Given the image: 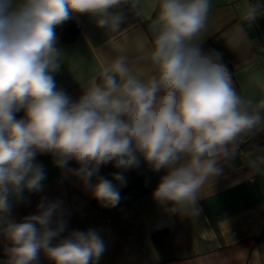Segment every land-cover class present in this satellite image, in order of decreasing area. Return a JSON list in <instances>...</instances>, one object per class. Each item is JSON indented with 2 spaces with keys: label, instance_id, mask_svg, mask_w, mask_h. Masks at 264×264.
<instances>
[{
  "label": "clouds",
  "instance_id": "1",
  "mask_svg": "<svg viewBox=\"0 0 264 264\" xmlns=\"http://www.w3.org/2000/svg\"><path fill=\"white\" fill-rule=\"evenodd\" d=\"M128 3L0 0V237L9 245L0 264H38L41 255L51 264H99L106 250L98 230H68L58 200L42 199L19 222L12 216L25 193L43 190L47 173L38 156H50L109 208L122 200L125 173L143 163L164 173L154 201L172 212L197 211L205 185L235 155L237 139L264 121V100L243 98L221 55L201 47L211 0H158L146 79L119 56L78 100L58 88L57 26L87 15L98 28L118 31L125 19L120 6ZM262 14L264 5L248 4L245 18L250 23ZM251 80L264 90V75ZM109 165L116 169L110 178L100 175Z\"/></svg>",
  "mask_w": 264,
  "mask_h": 264
},
{
  "label": "crops",
  "instance_id": "2",
  "mask_svg": "<svg viewBox=\"0 0 264 264\" xmlns=\"http://www.w3.org/2000/svg\"><path fill=\"white\" fill-rule=\"evenodd\" d=\"M257 3L264 5V0H211L201 37L202 49L221 55L239 94L256 105L264 100V90L251 80L256 73L264 75V14L249 23L245 12L248 4ZM119 10L125 19L118 31L98 28L87 15H74L68 21L77 23L75 38L63 42L57 35L63 53L55 80L73 101L94 80L99 82L102 69L119 56L127 58L137 78L151 74L158 0H129ZM247 25L253 26V37ZM22 116L23 112L16 113L17 118ZM37 161L47 173L43 190L25 193L12 216L19 222L35 214L42 199L60 201L69 231H99L106 245L99 264H264V121L237 139L235 155L222 162L221 175L205 185L197 211L181 207L172 212L171 205L154 201L152 192L164 173H153L143 163L125 173L122 200L109 208L102 207L76 177L57 168L50 156H38ZM69 167L77 165L70 162ZM114 171L105 166L100 175L110 178ZM129 175L136 177L134 184ZM7 246L0 237V261L6 259ZM38 264L51 261L41 255Z\"/></svg>",
  "mask_w": 264,
  "mask_h": 264
},
{
  "label": "trees",
  "instance_id": "3",
  "mask_svg": "<svg viewBox=\"0 0 264 264\" xmlns=\"http://www.w3.org/2000/svg\"><path fill=\"white\" fill-rule=\"evenodd\" d=\"M78 31V26L76 22L66 21L57 28V35L59 39L63 42H71ZM159 234L154 235V240H157Z\"/></svg>",
  "mask_w": 264,
  "mask_h": 264
},
{
  "label": "water",
  "instance_id": "4",
  "mask_svg": "<svg viewBox=\"0 0 264 264\" xmlns=\"http://www.w3.org/2000/svg\"><path fill=\"white\" fill-rule=\"evenodd\" d=\"M246 30H247L249 36L253 37L255 35V31H254V28L252 25H247Z\"/></svg>",
  "mask_w": 264,
  "mask_h": 264
},
{
  "label": "rangeland",
  "instance_id": "5",
  "mask_svg": "<svg viewBox=\"0 0 264 264\" xmlns=\"http://www.w3.org/2000/svg\"><path fill=\"white\" fill-rule=\"evenodd\" d=\"M130 176H131V177H130ZM128 178H130V179L132 178L131 181H132V183L134 184L133 181L135 180L136 177H135L134 175H133V176H132V175H129ZM127 181H128V179H127Z\"/></svg>",
  "mask_w": 264,
  "mask_h": 264
},
{
  "label": "built area",
  "instance_id": "6",
  "mask_svg": "<svg viewBox=\"0 0 264 264\" xmlns=\"http://www.w3.org/2000/svg\"><path fill=\"white\" fill-rule=\"evenodd\" d=\"M237 150L239 151V153L242 155L243 154V150L240 148H237Z\"/></svg>",
  "mask_w": 264,
  "mask_h": 264
}]
</instances>
